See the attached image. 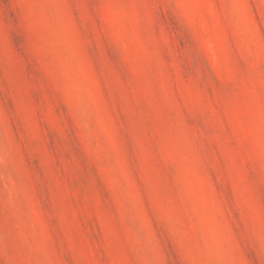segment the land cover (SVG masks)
I'll return each mask as SVG.
<instances>
[{"label": "rangeland", "instance_id": "1", "mask_svg": "<svg viewBox=\"0 0 264 264\" xmlns=\"http://www.w3.org/2000/svg\"><path fill=\"white\" fill-rule=\"evenodd\" d=\"M0 264H264V0H0Z\"/></svg>", "mask_w": 264, "mask_h": 264}]
</instances>
